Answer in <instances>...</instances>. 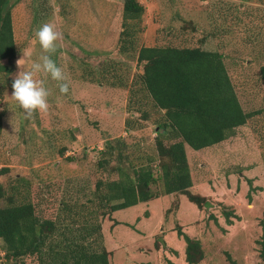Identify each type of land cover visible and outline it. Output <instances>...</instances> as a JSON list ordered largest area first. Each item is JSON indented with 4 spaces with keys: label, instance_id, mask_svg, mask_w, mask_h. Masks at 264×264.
<instances>
[{
    "label": "rangeland",
    "instance_id": "1",
    "mask_svg": "<svg viewBox=\"0 0 264 264\" xmlns=\"http://www.w3.org/2000/svg\"><path fill=\"white\" fill-rule=\"evenodd\" d=\"M136 1L142 14L129 37H120L122 0L6 1L17 54L12 72L0 73V169L6 170L0 174V207L19 194L39 219L53 220L63 203H87L97 181L116 180L118 168L131 176V168L149 158L156 175L155 118L150 113L139 121L140 111L129 104V85L142 67L137 51L199 48L221 56L242 111L254 115L213 154L185 147L190 192L206 198L204 207L182 195H160L116 211L115 228L102 224V245L112 252L109 264H185L178 227L199 242L198 264H264L257 245L264 218V0ZM45 23L62 33L51 58L69 89L61 94L55 81L38 75L50 92L49 110L25 118L7 81L18 74L24 50L38 60L35 33ZM120 44L130 47L120 53ZM149 188L159 195V183ZM224 208L232 211L230 224ZM1 247L0 264H38L33 256L5 259Z\"/></svg>",
    "mask_w": 264,
    "mask_h": 264
},
{
    "label": "trees",
    "instance_id": "2",
    "mask_svg": "<svg viewBox=\"0 0 264 264\" xmlns=\"http://www.w3.org/2000/svg\"><path fill=\"white\" fill-rule=\"evenodd\" d=\"M6 1L0 0V73L4 74L12 72L17 54ZM141 14L142 6L136 0H122L120 37L131 36L130 26ZM127 47L130 46L120 44L119 52H126ZM136 59L142 67L129 85V104L140 111L139 121H147L150 113L155 118L157 174L149 158L145 164L132 167L131 176L118 168L116 180L97 181L87 203H63L53 220L39 219L24 196H7L0 207V243L5 259L19 261L33 256L38 264H109L112 252L102 245V224L107 222L108 228H115L118 223L114 212L148 203L160 195H182L197 209L206 205L205 197L190 192L193 180L185 147L213 154L254 114L242 111L216 52L140 47ZM259 76L264 85V66L259 68ZM7 82L13 91V82ZM145 104H149L148 111ZM102 165L104 162H98V167ZM5 171L0 169V174ZM157 183L159 195L149 188ZM231 212L221 209L227 224ZM258 225V258L264 263V218ZM176 234L184 242L185 264H198L203 258L199 242L182 234L178 227Z\"/></svg>",
    "mask_w": 264,
    "mask_h": 264
},
{
    "label": "clouds",
    "instance_id": "3",
    "mask_svg": "<svg viewBox=\"0 0 264 264\" xmlns=\"http://www.w3.org/2000/svg\"><path fill=\"white\" fill-rule=\"evenodd\" d=\"M35 36L42 53L38 60L32 61L31 50H24L22 57L16 62L19 72L12 83L11 97L23 110L25 118H32L37 113L44 115L49 110L50 92L43 80L37 79L38 75L43 74L55 81L61 94H66L69 89L63 69L51 58L57 51V41L62 39V33L55 30L54 24L45 23L36 31ZM29 61H31L30 64ZM26 65H28L27 68Z\"/></svg>",
    "mask_w": 264,
    "mask_h": 264
},
{
    "label": "crops",
    "instance_id": "4",
    "mask_svg": "<svg viewBox=\"0 0 264 264\" xmlns=\"http://www.w3.org/2000/svg\"><path fill=\"white\" fill-rule=\"evenodd\" d=\"M192 186H193V185H192ZM192 186H191V187H192ZM153 200H154V199H153ZM153 200H151V201L154 202ZM155 200H157V199H155ZM151 201H149V202H151ZM149 202H148V203H145V204H138V205H144V206H145L146 204H149ZM138 205H135V206H138ZM135 206H133V207H135ZM130 208H132V207H130ZM127 209H128V208H127Z\"/></svg>",
    "mask_w": 264,
    "mask_h": 264
}]
</instances>
